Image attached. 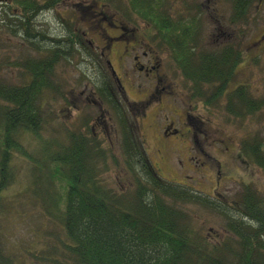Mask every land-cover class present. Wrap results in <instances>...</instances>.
Returning a JSON list of instances; mask_svg holds the SVG:
<instances>
[{"label": "trees", "instance_id": "16d2710c", "mask_svg": "<svg viewBox=\"0 0 264 264\" xmlns=\"http://www.w3.org/2000/svg\"><path fill=\"white\" fill-rule=\"evenodd\" d=\"M60 2L0 0V34L5 31L11 37H19V46L25 51L13 62L0 54V195L13 174L10 160L16 153L13 150L20 147L19 141L24 137L41 139L36 134L44 102L61 92L57 66L62 61L72 62L75 57L83 60L79 49L84 44L81 34L69 29L52 36L34 24L38 16L49 13ZM234 2L235 20H239L243 18L239 14L242 2ZM162 5L163 0H128L127 5V14L160 29L153 39L161 43L168 33ZM110 22L116 24L111 19L107 21ZM173 25L171 37L178 33V24ZM170 45L177 69L184 71L190 82L207 84L196 65L205 59L195 57L191 47L184 54L183 45ZM98 59L103 60L100 54ZM182 60H187L188 70L183 69ZM9 66L19 72L20 84H10L3 78V71ZM107 66L105 63L104 71L97 73L90 95L101 112L108 111L114 117L120 134V154L114 155L103 140L94 137L85 120L74 130L64 129L56 138L43 141L42 146L38 143L42 147L37 152L39 156L21 153V160L29 164L36 195L49 193L50 183L62 191L48 200L53 203L52 213L61 215L62 236L53 235L55 240H51L44 256L29 254L46 264H264V194L246 184L234 198H213L158 175ZM248 96L247 89L242 88L228 95V110L237 115L240 110L254 114L263 107L264 100L257 99L252 107ZM244 145L248 146L246 155L264 167L260 145L251 146L247 141ZM41 158L55 165V180L42 173L47 167L38 165ZM109 165H116L130 180L128 191H118L107 184L103 176ZM188 206L220 216L224 239L201 235ZM14 262L4 253L0 236V264Z\"/></svg>", "mask_w": 264, "mask_h": 264}, {"label": "rangeland", "instance_id": "374dc122", "mask_svg": "<svg viewBox=\"0 0 264 264\" xmlns=\"http://www.w3.org/2000/svg\"><path fill=\"white\" fill-rule=\"evenodd\" d=\"M262 4L264 5V1ZM127 5L128 0H61L52 11L41 14L34 21L35 26L52 36L68 32L69 29L81 34L84 44L79 49L83 60L80 62L79 57H75L72 62L62 61L57 66V83L61 92L44 102L41 125L36 134L41 139L24 137L19 141V149L13 150V153L16 152L10 160L13 174L0 195V236L3 251L15 259L14 264H46L40 260L35 261L29 253H34L38 257L44 256V251L51 240H55L53 235L63 234L61 215L52 213L53 203L48 201L55 195H61L62 191L57 184L54 187L50 183L49 193L36 195L34 191L37 189L35 187L33 189L29 164L21 160V153L32 156L42 149L38 143L42 146L43 141L56 138L64 129L74 130L85 120L94 137L103 140L104 145L108 146L114 155L120 154V134L114 117L108 111L101 112L96 99L90 95L91 85L97 73L104 71L103 65L105 66L108 61L111 65L108 63V69L111 73L115 70L120 77L118 81L116 74L113 76L118 87L121 82L122 88L119 89H122L128 114L134 120L135 132L158 175L213 198L218 196L234 198L246 184L253 185L264 194V167L256 163L250 155H246L248 146L245 148L244 145L247 141L251 146L260 145L261 151H264V105L254 114H246L244 110H240V114L237 115L229 111L228 95L222 94L221 90L216 92L213 89L215 83L195 84L188 80L186 74L175 70L170 62L173 56L171 55L168 61L167 50H164L166 42L154 40V34L151 37L147 34V38L142 36L147 49L158 52L157 56L164 61L166 70H171L169 78L161 66L159 69L161 83L155 81L153 73L145 77L144 74L132 72L130 74L132 78L129 79L122 72L118 61L120 48L137 45L139 41L127 35L126 40L113 41L105 58L98 59L104 39L118 36L119 33L109 26L112 23H107L109 19L129 29L132 26L138 27L140 32L147 27V24L138 17L127 14ZM255 10L254 7L251 9L249 21L243 23L236 20L233 24L235 28L233 41L229 39L236 46L244 47V51L247 46H251L249 52L245 51L252 60L250 68L240 66L228 88L232 85H247L249 91L247 100L252 107L255 106L256 99L264 100V54L261 56L262 59H259L255 57L253 50L256 48L253 42L263 34L262 24L259 22L264 20V12L262 11L259 16ZM219 15L222 20L229 18L226 15L221 16L220 13ZM173 20L181 21L180 23L183 21L178 15ZM205 21L207 27L211 25V18L207 17ZM166 23L168 24L167 20ZM239 30L245 32L242 34L238 32ZM178 33L169 40V45L167 44L169 50L172 49L170 44L181 43L179 42L181 33ZM19 39L11 37L5 31L4 34H0V54L5 58L8 56L10 62L20 59L21 54L25 52L20 47L22 44ZM89 41L92 43L89 44ZM222 43H227L225 35L222 38L217 31L205 32L198 47L199 51L195 50L194 53L211 52ZM255 64L256 67H252ZM128 66L131 67L130 60ZM3 78L10 84H20L22 81L17 69L11 66L3 71ZM166 85L172 94L161 92L155 95L157 97H152L157 87ZM158 97L160 99H157ZM171 122H174V127L182 134V137H177L184 138L188 135V129L192 134H189V141L172 139L169 142L173 146L170 145V148L165 146L166 150L162 145L168 141L158 140L159 129ZM42 160L37 161L40 167H47L42 173L55 180V174L52 172L56 168L55 165L51 164L50 160ZM109 167V171L103 176L107 184L118 191H128L131 182L123 171L121 172L116 165ZM186 209L201 235L209 238L220 236L224 239L222 231L224 222L220 216L194 206H188Z\"/></svg>", "mask_w": 264, "mask_h": 264}, {"label": "flooded vegetation", "instance_id": "af4514ba", "mask_svg": "<svg viewBox=\"0 0 264 264\" xmlns=\"http://www.w3.org/2000/svg\"><path fill=\"white\" fill-rule=\"evenodd\" d=\"M235 0H163L164 5H162V11L163 16L165 15V20L168 21V27H165V30L168 31V33L164 30L167 35L164 37V50H167L168 55V61L169 57H171V52L168 49V45L170 42L169 40L172 39L170 36V32L172 29H174V18L176 15L181 17L183 19L182 23L176 21L174 24H178L177 31L180 34V40L181 42L179 45H183L184 54L188 53L187 49H190L191 51L195 50L199 51L200 42L203 38V33L205 32H215L217 31L219 34V37H222L225 35V38H227V43L218 44L217 48L215 50H211V52H198L195 53V57L205 59L203 62H196V65L200 67V73H202L201 78H205L208 80V82L215 83L213 85V89L216 92H219L221 90L222 94L230 95L234 93L235 91L242 89H247V85L240 84V85H232L231 88H228L231 84L230 81L234 79V76L236 74V71L238 68L242 65H245L248 67V69L251 66L252 60L247 56L246 52H249L251 49V46H247L244 51V47L241 48L239 45H235L232 43L233 41V34H235V28L234 23L235 20ZM264 0H241L240 9L241 12H239L240 18L237 21L245 22L246 20L249 21V15L251 13V9L254 7L256 8L255 12L259 13V16L261 15V12H264V5L262 4ZM243 11V12H242ZM221 16H227L226 20H222ZM256 13H253L255 15ZM263 15V14H262ZM211 18V25L207 27V22L205 21V18ZM173 18V19H172ZM172 19V20H171ZM263 19V17H262ZM173 21V22H171ZM226 22V23H225ZM225 23V25L223 24ZM262 24L261 30L263 29V34L259 39L255 40L253 42V45L256 47L254 48V53L256 54L255 57H258L259 59H262L261 56L264 54V20L259 22ZM121 25V24H120ZM119 24H112L110 23L109 26L113 27L118 31V36H109L104 39V43L102 44V47L100 48V56L102 58H105L106 53L110 50L111 46L113 45V41L118 40H126V35L129 38H134L135 40H139L137 45L131 46V47H123L120 48V55L118 56V61L120 64V67L122 69V72L131 79L132 76L130 75L132 72L138 73V74H144V76H148L149 73H153V77H155V81L158 80V82H162L161 75L159 73V69L164 68L166 71V75H169L170 78V72L171 70L164 67L163 63L164 61H161L155 50L147 49V45L144 41V36L148 34L149 37L151 35L157 33V31H160L158 28H154L151 25L147 24V27L140 32V29L138 27L132 26L130 29L128 27L120 26ZM185 27V29H183ZM239 33H244L245 31H238ZM242 33V34H243ZM125 37V38H124ZM140 37L139 39H137ZM142 37V41H141ZM147 38V36L145 37ZM229 39H232V41H229ZM157 40V39H156ZM158 41V40H157ZM126 43V42H125ZM168 44V45H167ZM146 47V49H145ZM166 54V53H165ZM167 57V56H166ZM128 60L131 62V67L128 66ZM164 60L166 61V58L164 57ZM171 66L175 69H177L176 62L173 60V57L170 59ZM182 66L184 70H188L185 66L188 65V63H185L186 60H182ZM110 64V62L108 61ZM199 63V64H198ZM111 66V65H110ZM252 67H256V64ZM113 68V67H112ZM260 68V67H259ZM261 69V68H260ZM154 70V71H153ZM115 71V70H114ZM153 71V72H152ZM180 71V70H178ZM250 71V70H249ZM186 72V71H185ZM180 73L184 74V71H181ZM115 74L117 76V80L120 81V77L118 73L115 71ZM225 82V84L220 85V82ZM165 82H167V78H165ZM120 83V88L121 82ZM159 83V84H160ZM167 86V85H166ZM162 86L161 88L157 87L155 89V93L152 95V97H157L155 95L160 94L161 92L172 94L171 90L168 88L169 86ZM168 89V90H167ZM122 91V89H121ZM249 92V91H248ZM123 94V92H122ZM150 97V95H149ZM151 98V97H150ZM157 99H160L158 97ZM188 135H185L184 138L182 137V134L180 133L179 129L174 127V122L169 123L168 125H165L163 127H160L159 129V141H168L166 144L162 145L164 149L167 150L165 146H168L170 148L172 139L183 141V140H190L189 134L191 135V130L188 129ZM179 136V137H177ZM157 139V138H155Z\"/></svg>", "mask_w": 264, "mask_h": 264}, {"label": "water", "instance_id": "95a60500", "mask_svg": "<svg viewBox=\"0 0 264 264\" xmlns=\"http://www.w3.org/2000/svg\"><path fill=\"white\" fill-rule=\"evenodd\" d=\"M109 65H110V64H109ZM112 75L115 76V72H114L113 70H112ZM119 85H120V83H119Z\"/></svg>", "mask_w": 264, "mask_h": 264}]
</instances>
